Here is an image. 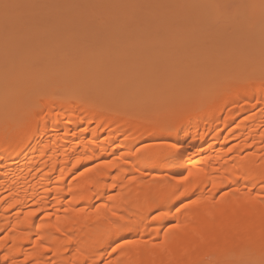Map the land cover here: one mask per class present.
<instances>
[{"label": "bare ground", "instance_id": "obj_1", "mask_svg": "<svg viewBox=\"0 0 264 264\" xmlns=\"http://www.w3.org/2000/svg\"><path fill=\"white\" fill-rule=\"evenodd\" d=\"M210 1L221 19L232 22L218 0ZM88 2L82 16L102 17L96 8L102 2ZM254 3L264 4V0L247 1V5ZM122 8L115 9L120 23L112 27L104 22V32L94 35L95 42L76 47L62 40L47 49L56 51L54 60L46 57L35 62L34 48L23 51L27 52L24 70L43 72L52 65L57 69L43 80L60 77L64 91L47 80L34 90L29 88L33 82H28L24 93H19L9 80L11 72L0 70V95L6 97L0 103V264H102L107 249L130 234L150 238L122 246L116 257L104 263L207 264L210 260L233 264L264 251V68L257 62L254 73L224 75L206 67L207 72L205 66L190 62L187 50L173 60L177 36L171 30L176 29L175 17L182 7L172 9L177 12L174 18L169 13L157 16L147 44L139 36V15L132 19ZM69 11L66 19L76 14ZM110 11L104 13L106 18L110 19ZM5 12L0 11V17ZM132 27L137 31L135 40ZM186 42L190 39L182 38ZM129 44L138 45L137 54L125 56ZM148 44L164 49L155 50L152 57ZM113 46L127 48L113 49L122 51L116 56ZM69 54L75 57L63 63ZM103 57L113 63L101 68ZM97 68L103 71L100 77L82 79ZM150 75L154 80L148 79ZM119 79L132 84L142 81L129 86L133 93L142 86L161 84L154 87L160 93L152 100L156 104L163 103V86L169 81L178 85L175 89L182 86L188 95L197 96L185 99L181 93L183 98L174 99L169 114L159 109L165 116L129 106L118 110L109 103L116 99L115 93H103L107 91L103 87ZM207 81L214 83L212 89ZM120 138L123 144L118 146L123 150L117 157L78 180L72 178L95 161L114 155L118 146L113 142ZM148 141L162 142L136 148ZM232 143L230 158L225 150ZM245 147L254 150L241 155ZM160 166L170 170L149 177V169ZM112 190L118 193L110 196ZM195 196L199 198L188 210H173ZM96 203L101 204L96 207ZM162 208L166 210L159 212ZM174 221L176 225L167 228Z\"/></svg>", "mask_w": 264, "mask_h": 264}, {"label": "rangeland", "instance_id": "obj_2", "mask_svg": "<svg viewBox=\"0 0 264 264\" xmlns=\"http://www.w3.org/2000/svg\"><path fill=\"white\" fill-rule=\"evenodd\" d=\"M83 1L85 2V4H83ZM88 1L89 0H0V11H6L5 14L0 17L2 21V25L0 27V70H8L9 72H11V79L9 80H12L11 82L14 83L13 85L15 86V90H17L16 92L24 93L27 83L31 81L33 82V84L30 85L29 88L33 90L36 89L37 86L41 87L43 84H45V82L50 81L52 82L51 84L53 88L55 86H61L64 91L65 87L61 85L60 82L62 81L59 79L60 77L58 78L56 76L52 77L51 79L48 78L43 80V76H48L51 74V72L57 69L55 67H51L52 65L44 69L43 72L39 71L37 68H32V71L24 70L25 62L23 60V57L24 54L26 55L27 52L23 51L28 50L30 48H34V54L31 56V58L35 62H38V60L43 58L45 59L46 57L54 60L56 57V53L54 52L56 51H47V49L55 48L56 45L62 40L65 41L64 45L67 42L72 41L76 47H80L84 42L92 43L95 38H97L94 35H97L99 33L101 34V32H104V22H110L111 26L115 27L114 24L118 22L116 21V18L120 16V14L117 13L115 9L122 8V3L124 4L123 8L125 13H130L127 14L129 16L133 15L132 19H135V17L137 18V15H139L142 26L140 31L141 35L139 36L141 39L147 40L145 41L146 44L148 40H150V36L152 35L151 30L153 29V25L157 16L160 14L168 15L169 13V15H172V18H174L177 12L173 11L172 9L176 8L177 6L182 7V13L179 16L175 17L174 26L176 27V29L171 30L172 33L176 31L174 37L177 36V40H175V45L171 49L173 54V60H176L177 58L179 59V56L182 55V52L187 50L188 59L190 60V62L196 66H205V70L207 72L209 71L206 69V67H208L209 70L213 68L215 69V71H220L224 75H227L228 73H231L233 71H237L235 73L242 72L243 70H246L249 73H254L255 69L257 68V62H260L259 65L261 64L260 66L264 68V36L262 37V35H264V4L254 3L251 5H247L248 0H218L220 7L222 6L223 9L226 10L228 16L231 15L232 22H230V20L224 21L220 18L219 11L213 9V2H211L210 0H108L109 3L111 1L115 3L116 1H118V3H121H119V6L118 3H113L114 5H116L113 7H111V5L113 4L111 3L110 5L109 3H107V0H96L99 3H104L103 5L100 3L103 7H101V5L96 6L97 9H100H98V11H101L99 13L102 14V17L98 18L97 16L96 18L91 19V21L90 18H84V16H82V14L80 13L88 7V3H91ZM97 2H95V4ZM107 4L110 5L109 8L105 7L107 6ZM82 5L86 6H84L83 8H79L82 7ZM73 6L74 8L75 6H77L75 10L73 9ZM110 9L111 13L108 12V16L111 17L109 19V17L106 18L107 15L104 16V13H106ZM66 10H73V12L69 11V13H76L72 14L74 18L70 17V15H68L69 13H67L68 19H66ZM112 10L115 13L112 12ZM125 13L123 12V14ZM114 14H116V16H114ZM69 17L71 18V20L69 19ZM119 19L121 20V18ZM120 20L117 24L120 23ZM20 25H26L27 28L21 27ZM105 29L108 30L107 27ZM130 32L132 33V38L135 40L134 35L137 33L136 28L132 27ZM73 33H75L76 35L72 37L71 35ZM184 37L190 39V42H186L185 44L182 43V38ZM260 37L263 38V41H261L262 39H259ZM257 38L260 40V42ZM255 40L256 43L254 42ZM118 47L121 48L122 46ZM117 48H111L113 54L116 56L119 55L120 52L122 54V51H113V49L116 50ZM122 48L124 49L127 47L123 46ZM146 48L148 54H153L152 57L155 55V50L161 51L164 49L162 46L155 45L151 47L149 46V44L146 46ZM136 50H138V45L129 44L128 48L123 50L126 52L123 53H125V56L127 55L126 53L132 54L133 52L134 54H137L135 53ZM88 53L93 56L94 59L96 57L98 58V54L95 53L94 50L89 49ZM74 57V54H69L67 57H65L63 63L72 60ZM103 60L104 61L102 62L101 68H105L107 64L113 63V60L111 58L107 60L103 57ZM9 64H13V67L9 68ZM87 65H91V63L85 64V66ZM226 69H229V71H226ZM102 72L103 71L97 68L91 73L86 74L85 77H82V79L84 78L85 81H91L97 76L100 77ZM71 74L73 75V73ZM148 79L154 80V77H151L150 75ZM121 80L119 79L117 83L107 82L103 87L107 90L103 93H115L116 99L113 102L109 103L115 106V109L118 110L124 106H129L140 108L143 112L145 111L146 113L152 114L154 116H165L162 112L166 110V114V112L171 108V106L173 107V105L170 106V104H172L176 99H178V95H180L182 98L183 95L184 98H188L190 95L186 93L187 91L185 92L184 87L181 86L180 89H175V87H178V85L174 86L173 82L169 81V84L163 83V85L165 84L163 87L166 91V97H164V100L162 99L164 104L162 102L156 104V102L158 101L155 100L156 102H153L152 100L156 99L160 93L158 91L159 89H155L154 87L157 86V88H159L161 84L152 83V85L144 86V89L142 86L141 89H139V91L141 90L140 92H138V89H136L138 92H136V94L132 91H135V89L130 87V90L129 86H135V83H137L138 85L140 80L137 82L135 81L134 84H132L133 82H126L127 80L125 79H123L122 81ZM207 82L208 86H206L209 87V89H212L210 87H213L214 83H212L211 81ZM226 82L228 83L229 81ZM143 83H140V85ZM173 88L176 90V92L178 90L177 94ZM181 89L182 91H179ZM130 91H132V93ZM181 93H183V95H181ZM1 95L0 103H5L6 100L4 98L6 97L2 93ZM40 95L41 94H38L37 96L41 98ZM134 95L135 97H137L135 99L136 101L133 100L135 98ZM192 96L196 97L197 95ZM181 97L179 98L181 99ZM1 99L4 100L2 101ZM131 99L133 101H131ZM102 100L105 101V98H103ZM167 104H169V106H167ZM160 105H162L163 107L166 105V107H164L165 109H162L163 107ZM157 107H159L158 110H156ZM159 109H161L160 111L162 112H158ZM107 135L108 132L105 134V136ZM158 142L161 143L162 141H156V143L152 141L140 143L137 144L136 148H139L143 145L158 146ZM113 143L114 146L123 144L121 138L117 139ZM234 144L235 143L228 145L225 150V152H228V156H230V158H232L233 155L232 153L230 155L229 149ZM117 148H119V146ZM117 148L114 155L99 161H95L94 163L89 165L88 168L82 169L81 171L73 175L72 178L78 180L82 178V175L84 173L92 170V168H97L98 166H101L104 162L113 160L115 157L118 156L121 150H123ZM245 148L243 149V152H241V155H244L245 152H249L250 149L254 150V148L251 147H247L246 149ZM169 170L170 169H166V166H160L158 169H149V173L151 174L149 177H152L154 173H159L160 171L161 173H167V171ZM117 193V190H112L110 192V196H114ZM198 198L199 196H195L194 198L181 201L176 204L175 207H173V210H178L179 212L183 213L184 211L188 210L191 206H193ZM100 204L101 203H96L95 206L98 207ZM152 207L153 205L146 208L140 215H144L145 213L150 211ZM163 210L166 209L162 208L159 212ZM154 216L155 213L151 214L150 217L147 218L148 220H151ZM174 225H176V221L170 222L167 225V228H171ZM149 238L141 234H130L128 236L122 237L107 249L108 254L105 256L104 260L102 261V264H106L104 262H109L112 257H116L118 255V250L122 248V246L124 247V245H128L133 241H141L143 239L149 240ZM211 263L212 261L209 260L207 264ZM191 264L196 263L193 262ZM233 264H264V251L261 253H257L255 257L251 259H237Z\"/></svg>", "mask_w": 264, "mask_h": 264}]
</instances>
